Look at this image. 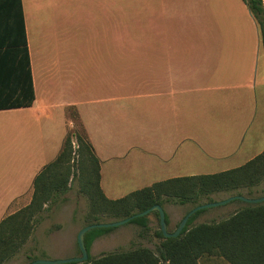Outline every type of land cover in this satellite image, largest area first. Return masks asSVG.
<instances>
[{"label":"crops","instance_id":"obj_1","mask_svg":"<svg viewBox=\"0 0 264 264\" xmlns=\"http://www.w3.org/2000/svg\"><path fill=\"white\" fill-rule=\"evenodd\" d=\"M123 2L22 0L35 100L0 110V221L31 202L35 177L58 156L74 125L68 124L72 109L100 159V185L109 199L140 190L135 183L144 177L204 174L182 172V145L195 143L182 140V130L186 113L194 116L203 103L190 91L212 88L211 75L199 79L182 64V71L166 69L168 89L138 88L124 96ZM131 2L137 15L148 10L165 17L172 10L170 0ZM154 2L162 4L156 12Z\"/></svg>","mask_w":264,"mask_h":264},{"label":"rangeland","instance_id":"obj_2","mask_svg":"<svg viewBox=\"0 0 264 264\" xmlns=\"http://www.w3.org/2000/svg\"><path fill=\"white\" fill-rule=\"evenodd\" d=\"M170 4V15L160 17L152 16L148 10L137 15L131 0H124L121 56L123 90L127 94L123 95L131 96V91L138 88L168 89L172 78H168L166 69L182 71V64L194 69L198 78L203 75L199 79L211 75L212 81L208 83L212 88L190 91L188 95L200 96L203 103L194 111V116L186 113L182 140L194 139L195 143L182 145V172L212 174L240 167L264 151V44L259 23L260 45L253 14L244 0H170ZM154 5L152 9L156 12L162 4L154 2ZM150 102L148 98L141 101L146 108ZM126 104L130 106V99ZM77 118L73 109L68 111V124L70 121L74 124L68 129L75 148L78 147L75 132H82ZM75 163L79 172V162ZM167 179L164 174H156L142 178L135 187L141 189ZM70 186L62 196L65 200L47 205L49 208L37 218L33 234L4 264H31L81 255L77 236L86 224L90 201L81 189L79 173ZM251 190V194L246 187L238 194L218 193L212 201L203 200L202 204L234 195L260 198L264 196V179ZM193 206L174 200L164 203L169 232L177 229ZM244 206L242 200L235 199L203 209L193 224L226 219ZM100 218L101 223L117 221L103 215ZM148 218L147 229L135 223L114 227L94 241L90 255L97 257L140 245L156 250L161 241L156 235L160 224L155 211ZM199 263L230 264L219 255H205Z\"/></svg>","mask_w":264,"mask_h":264},{"label":"trees","instance_id":"obj_3","mask_svg":"<svg viewBox=\"0 0 264 264\" xmlns=\"http://www.w3.org/2000/svg\"><path fill=\"white\" fill-rule=\"evenodd\" d=\"M244 2L259 23L264 44V2ZM12 33L15 35L9 37ZM34 100L22 0H0V110L29 107ZM81 129L82 132H75L78 147H74L69 129L58 156L35 177L31 202L0 221V264H4L21 249L33 234L38 216L49 208L47 205L50 202L65 200L62 196L70 189V183L77 173L82 182L81 189L90 201L85 226L101 223L102 215L121 220L156 204L163 207L166 201L174 200L178 204H193L195 207L202 204L203 200L212 201L213 195L222 192L238 194L246 187L251 194V189L264 179L263 151L234 169L215 174L171 178L122 198L109 199L100 185V159ZM76 161L81 168L79 172L75 168ZM244 203L242 209L226 219L193 224L203 211L199 210L190 217L186 227L176 237H166L160 225L156 235L161 241L156 250L140 245L92 257L90 250L94 241L114 227L91 229L85 235L89 259L63 264H200L199 260L205 255H219L230 264H264V202ZM155 213L160 224L159 212ZM148 216L136 217L129 223L147 229ZM166 220L169 223L167 214Z\"/></svg>","mask_w":264,"mask_h":264},{"label":"water","instance_id":"obj_4","mask_svg":"<svg viewBox=\"0 0 264 264\" xmlns=\"http://www.w3.org/2000/svg\"><path fill=\"white\" fill-rule=\"evenodd\" d=\"M235 199H239L242 200L244 202L247 203H261L264 202V196L260 197V198H250V197H246L243 195H234V196H230L227 199L218 201V202H209V203H204V204H200L196 207H194L192 210H190L181 220V222L179 223L177 229L174 232H169L168 231V224H167V220H166V212L164 210V208L159 205L156 204L154 206H152L151 208L143 211V212H139L136 213L130 217L121 219V220H117V221H111V222H104V223H94V224H89L84 226L83 228H81V230L78 233L77 236V242L79 245V248L81 250V255L77 256V257H73V258H69V259H60V260H38L35 261L31 264H63V263H69V262H84L87 261L89 259V251L86 247L85 244V235L86 233L91 230V229H95V228H107V227H117L120 225H124L126 223H129L132 219L136 218V217H142L145 215L150 214L153 211H158L159 212V216H160V225H161V230L163 232V234L166 237H176L178 236L182 230L186 227L190 217L195 214L197 211L199 210H203V209H207L210 207H215V206H219V205H224L227 204Z\"/></svg>","mask_w":264,"mask_h":264}]
</instances>
